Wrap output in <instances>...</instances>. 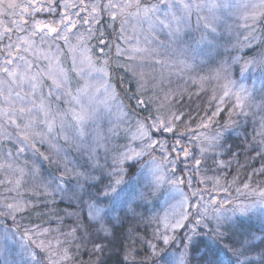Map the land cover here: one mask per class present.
Wrapping results in <instances>:
<instances>
[{
	"label": "rangeland",
	"instance_id": "obj_1",
	"mask_svg": "<svg viewBox=\"0 0 264 264\" xmlns=\"http://www.w3.org/2000/svg\"><path fill=\"white\" fill-rule=\"evenodd\" d=\"M102 11L112 15L106 25L99 24ZM114 20L119 25L118 41L113 36ZM37 21L58 27V32L48 34L43 27L37 31ZM254 47L256 54L246 57L244 51ZM148 67L156 71L160 84L165 80L173 83L171 92L188 94L184 107L177 109L174 100L168 101L166 91L158 93L156 80L145 79L142 73ZM125 73L141 76H135L139 93L133 95L148 99L152 108L154 103L166 108L163 117L171 131L158 126L161 132L155 130L154 134L144 126L141 134L134 124L130 137L135 136L134 143L125 152V156H135L127 160L133 174L121 178L116 172L113 175L121 179L97 185L83 201L85 214L90 217L89 205H95L104 210L103 223L118 222L122 217L123 212H111L100 204L97 197L101 192L119 193L120 204H130L136 211L140 206L134 204L149 202L145 196L156 198L148 206L151 214L147 213L154 224L152 238L142 240L143 247L138 244L134 254L140 264H205L199 262L205 243L217 249L222 246L220 235L206 234L212 229L210 223L216 225L244 211H250L264 227V208L259 207L264 198H257L254 205L248 201L254 191L264 195V178L252 179L239 161L232 164L227 160L224 147L216 145L217 138H204L203 145L179 142L181 134L207 130V135L217 126H227L224 130L233 137L242 132V127L234 128L241 118L244 124H255L253 148L264 158V0H0V140L12 146L6 149L3 144L0 148V184L11 185L17 194L24 185V189L52 190L50 176L40 179L39 165L45 161L44 167H49L52 160L67 169L65 159L71 150L86 151L91 156L90 169L96 173L95 154H102L110 133L119 128L123 132L126 124L139 121L133 119L128 101L124 102V95L117 90ZM207 77H212L211 81L202 83ZM22 108L25 111L21 112ZM152 108L143 109L148 113ZM82 109L95 118L86 125V135L80 137L73 114ZM218 111L219 115H214ZM37 151L42 154L35 158ZM197 151L210 154L211 169L218 175L227 173L235 183L225 184L222 176L190 174V166L200 165ZM124 182L132 187L130 191L122 187ZM236 186L239 189L233 188ZM11 202L10 208L17 209L9 215L18 213L17 205L22 209L29 206L16 196ZM9 215H4L6 223L0 222V264H38L37 260L24 262L23 254L26 250L33 254L32 248ZM177 220L182 227H172ZM90 224L100 226L101 222L91 219ZM215 231L220 234L219 229ZM200 238L204 246L197 251L190 249ZM253 241L264 242V231ZM95 242L90 246L99 252ZM215 259L218 264H234L223 254Z\"/></svg>",
	"mask_w": 264,
	"mask_h": 264
},
{
	"label": "trees",
	"instance_id": "obj_2",
	"mask_svg": "<svg viewBox=\"0 0 264 264\" xmlns=\"http://www.w3.org/2000/svg\"><path fill=\"white\" fill-rule=\"evenodd\" d=\"M111 21V12L102 11L99 24L103 23L106 25V22ZM113 25V36L116 37L114 40L118 41V38L120 37L118 36L120 32L118 22L114 20ZM255 47L244 51L246 57L251 58L256 54ZM116 72H118V70ZM142 74H144L145 79L156 80V82L160 84V78L155 70H150L148 67L145 68V73ZM135 76L138 77L140 75ZM135 76H131L129 73L122 74V78L120 77L121 79H119L120 85H117V90L120 91L121 96L122 94L124 95V102L128 101V108L131 109V114L134 116L133 119L138 118L139 121L136 123V121L132 120L130 124H126V126L124 125L123 132H121V128H119V131L110 133L111 135L107 138L108 140L102 145V154H95L96 161L93 163V168L96 170L97 174L90 169L89 162L91 161V156L86 151L71 150L68 153V160L64 158L67 161L66 163L64 160V163L68 166L67 169L63 166H61V169L57 165H54L55 162L51 163L52 160H50L49 167H44L45 161H43V165H39L41 168L40 179L43 180L46 175L50 176L52 178V190L43 191L36 189L35 187L24 189L25 185L22 183V185H24L20 187L22 191L17 194L12 189L13 187L11 185L6 187V185L4 186L0 184V215L3 213L5 216H8L12 211L17 209H11L9 205L14 204L11 202L14 196L21 198V200L25 202L28 201L29 203V206L24 203L26 206L23 209L20 208L22 207L21 205H17L20 210L15 212L18 213L9 215L10 219L15 221L17 228L27 236V243L32 248L33 253L29 255L35 257V259L31 258L26 250L25 254H23L24 262L31 263L29 260H34V262L37 260V262H39L38 264H140L135 260L134 254L137 252L138 244L142 245V240L152 238L151 229L154 227V224L151 222L153 220L150 219L151 211L148 210V206H152V204L157 201L156 198L145 196L146 200H149V202L144 203L145 200H142L140 202L144 203V205L134 204L140 206L136 211L131 207L132 205L130 206V204H125L123 206L120 204V200L117 202V195L111 193L105 195L101 192L102 194L97 197V200L101 205H104L106 210L111 212L115 211L116 213L118 212L117 214H121V212L124 213L118 222L113 223L111 221H106L103 223L104 227L108 229L107 234L103 231H97V229L101 228V225L97 226L90 224L91 219L85 214V208L83 210L82 207L85 197L88 196L89 193L91 194V191H96V188L100 184H106L110 180L116 178H127L133 174L134 168L129 166L128 159H124L123 157L126 154L125 152L127 151V148H129L128 146H132L134 143L133 138L135 136L130 139L134 124H137V131L141 134L144 126L145 130L151 133L155 132L154 134L157 133L156 131L161 132L160 129L162 128V124L167 126V122L163 117L166 108H161L159 104L155 103L152 108V104L148 99L142 100L140 94L133 95V93H139L138 87H136L138 83ZM211 78L212 77H207L202 83H209ZM165 81L167 82L168 80ZM165 81L161 82L160 85H157L159 88L158 90H160L158 93L161 95L163 91L164 93L166 91V94L168 93L169 95L168 101L171 100L172 102L174 100L173 105L177 107V109L182 106L184 107L185 101H189L187 100L188 94L186 93V96L185 94H174L171 92L173 90V83L170 81L167 84ZM124 86L126 91H124ZM151 92L153 91H150V93ZM153 95L156 96V94ZM141 100L145 102V105L141 104ZM144 107H147L148 109L152 108V111H148L147 113L144 111ZM240 119L241 118H238V120H236L234 128L242 127V132L233 137L229 136V131L226 132V130H224V128H228L227 126L224 128L217 126L218 130L213 129L211 133H208L207 135L205 134L207 130L196 134L192 133V135L181 134L179 142L187 140L188 143L197 142L200 145H203L205 144V141L203 140L204 138H217L216 145L224 147L227 154L225 158L227 160H231L232 164L239 161L240 165H243L251 172V178L263 179L264 171H262V169H264V158L253 148V146L256 145V140H253V136L256 134L255 124H244ZM178 129L180 131V128ZM161 139V143L163 144L165 138L162 137ZM167 141L168 139H166V143L169 142ZM5 142L4 139L0 140L1 149L5 147H3V144L8 146L5 147L6 149L12 147L8 143L5 144ZM18 148L19 147H16L19 151ZM217 152L218 151L211 154L213 158ZM39 154H42V152L37 151V154L34 157H39ZM115 154L119 155L114 156ZM196 154V158L200 161V165L199 167L195 166L194 169L190 166V174L195 173L201 177L205 174L210 175L211 177L222 176L223 178L225 177V184L229 185V183H235L231 176L227 177V173L224 175H218L219 173L214 169H211L210 160L212 159H210V154L208 155L206 152L202 151H199V153L197 151ZM117 157L119 159L114 160ZM115 167L117 168V171L113 170ZM88 173L92 174L89 175ZM114 173L121 178L113 175ZM1 174L3 175V172ZM58 185L60 188H58ZM123 186L127 188L125 191H130L132 189V187L127 185L126 182L122 183V187ZM208 187H211V184H209ZM221 188L224 192V187L221 186ZM233 188L235 190L239 189L237 186ZM244 194H246V192H244ZM251 194V198L248 201L253 205L257 198H262V200L264 198V195H262L261 192L254 191ZM259 207L264 208V204ZM139 212L142 213V216ZM148 212H150V214L147 216ZM4 215L0 221L2 223H6V217ZM120 216L121 215H118V217ZM253 218L254 217L251 216L250 211H244L235 217H226L218 221L216 225L210 223L212 229L206 234L220 235L221 238L219 239V242H222L221 249H217L215 245L208 246L207 242L205 243L202 240L204 237L195 241L190 249L197 251V249H199L200 246L203 247V244L205 243V249L202 252L203 255H201V258L199 259L200 263H204L209 259L215 261V258H217L218 255L220 256V254H223L229 259H232L234 264H264V242L258 241L256 243L253 241L259 236V234H262L264 227H261L260 225L262 224L261 220ZM215 228L220 230V234L215 231ZM91 241H96L94 247L99 244L102 246L103 250L99 252L93 251L94 249L90 246L92 243ZM103 244L105 245L103 246ZM140 252L144 253V250L141 249ZM198 254H200V252ZM144 255L145 254H143V256ZM198 257H200V255H198Z\"/></svg>",
	"mask_w": 264,
	"mask_h": 264
},
{
	"label": "snow or ice",
	"instance_id": "obj_3",
	"mask_svg": "<svg viewBox=\"0 0 264 264\" xmlns=\"http://www.w3.org/2000/svg\"><path fill=\"white\" fill-rule=\"evenodd\" d=\"M162 2H163V0H162ZM184 7L187 8L189 6L188 5H184ZM151 10L152 9H146L145 11L148 12V11H151ZM61 23H64V21H61ZM160 23L163 24L165 27H168L169 26L163 20H161ZM41 27L47 28L48 34L58 32V27H52V26H49L48 24H44L43 22L37 21L36 22V29H37V31H39V29ZM9 47H11V46H9ZM8 63H11V61H8ZM4 71L7 72L8 70L5 68ZM9 75L11 76V75H14V74L13 73H9ZM54 83H55V86L57 88H60L61 87V84L60 83L55 82V81H54ZM225 95H227V93H225ZM74 99H76V98H74ZM237 99L239 100L240 98L237 97ZM236 107L237 108L241 107V104L238 103L236 105ZM20 111L23 112V111H25V109L22 108V109H20ZM28 111H31V109H29ZM214 115H219V111L216 112V113H214ZM94 118L95 117L93 116V114L87 112L84 109H82L81 112H79V113H74L73 114V119L76 121L77 135L78 136L83 137V136L86 135V125L89 123V121L94 120ZM177 119H178V117H177ZM13 123H15V121H13ZM161 127L165 131H171V128H168V127H166L163 124L161 125ZM50 128H51V125H50ZM143 134L144 135H147L146 132H144ZM65 139H68V137H65ZM177 146H179V142H177ZM173 150L175 151V149H173ZM137 155H139V154H137ZM185 155H187V152H185ZM45 158H47V157H45ZM123 158L124 159H132L133 157H131V156H124ZM262 171H264V169H262ZM119 183H120V181L117 180L116 181V184H119ZM245 186L247 187V185H245ZM111 191L113 193H116V188L115 187H112V190ZM108 194L109 193H107V192L105 193V195H108ZM116 195H117V202H119V196H120V194L117 193ZM194 195H195V193H194ZM89 210H90V213H89L90 214V219H92V220H98V221L101 222V228L100 229H97V231H103V232H105V234H107L108 233V229L105 228L104 225H103V219L104 218H103L102 213H103L104 210L101 209V208L96 207L95 205H89ZM113 219L118 220V218H113ZM197 223H199V221H197ZM172 227H174V228H180V227H182V224H181V222L179 220H177V222ZM163 240H164V243L165 244H168L169 238L167 236H165L163 238ZM152 247L155 248L154 245ZM95 250L102 251L103 249H102V246L98 244V245H95ZM153 254L155 255L156 253L154 252ZM33 259H35V257H33ZM205 264H218V262L217 261H214L212 259H209V260H207L205 262Z\"/></svg>",
	"mask_w": 264,
	"mask_h": 264
}]
</instances>
